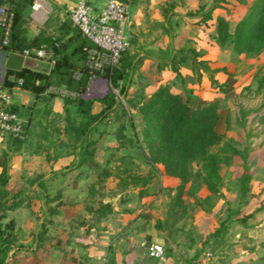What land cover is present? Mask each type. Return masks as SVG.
I'll use <instances>...</instances> for the list:
<instances>
[{
    "label": "rangeland",
    "instance_id": "obj_1",
    "mask_svg": "<svg viewBox=\"0 0 264 264\" xmlns=\"http://www.w3.org/2000/svg\"><path fill=\"white\" fill-rule=\"evenodd\" d=\"M201 1L202 5H199L194 12L192 10L185 12L186 27L185 30L180 31L179 40L185 39L187 42L183 44V41L182 47L188 45L194 49L198 48V52H201L202 58L207 60L211 68L225 69L226 73H215L214 78L218 83H226L225 88L227 89L224 92L220 91L210 85L205 77L196 81L194 76L184 78L181 75L174 77L175 84L173 85L174 81L170 79L167 71H164L161 81L171 82L169 84L171 91L188 90L190 95L203 100L218 97L221 117L216 129L224 134L223 140L236 148L239 153H234L231 156L230 166L222 167L220 170L223 174L221 195L210 212H202L200 207L195 204L194 199L200 198L204 194V190L191 184L185 185V191L182 194L183 203L179 205L180 213L184 215L183 221H180V229H183L186 236L191 239L195 236L194 226L199 227L202 230V235L206 236L205 231H209L210 228V216L213 219L212 225L215 227L222 220L225 221L226 216H231L236 208H240V214H242L241 208L247 212L255 209L258 204L264 203V110L261 107L264 90H256V79L264 73V51L252 55L238 54L232 49L230 43L226 42L220 45L210 33L213 32V21L216 14L230 19L231 26L241 12L240 7L249 4L252 0H241L242 4L239 0H225L220 3H217L216 0ZM213 4L216 7L213 10L212 18L202 21L201 13ZM148 25L149 27L142 28L133 35L130 47L136 54V51L142 50L143 47V45H138L137 38L145 42L162 40L161 48H164L170 44L168 35L174 36V30L171 27L170 30L164 32L165 29L155 21L149 22ZM160 53L162 54V52ZM168 57L169 55L166 58ZM78 60V62L81 61V59ZM145 63L146 69L148 61ZM145 69L132 71L131 78L135 75L138 80L140 75H148L149 66L147 71ZM155 69L159 70L160 67L157 66ZM228 74L230 76H227ZM120 84L122 83L119 82ZM52 87L64 90L65 94L47 92V94L55 95L60 99V107L56 110L51 108L53 103L49 101V97H39L41 101L37 102L38 109L36 108L34 111L35 118L43 120L44 125H31V131H29L23 118L14 111L23 122L24 137L30 135L27 142L23 141L24 143H22L21 141L20 144H17L10 142L9 136L0 138V158L5 156L4 175L8 179L5 185L8 191L5 198L7 199L6 204H9V207L0 213L4 214L2 222L9 220L13 222L14 232L18 235L17 241L13 243L6 255V264H57L58 262L59 264H76L79 262L75 257H71V252L79 247L75 243L76 240L73 239L77 234L75 232L84 230L88 222L96 221L85 208L89 199H101L110 202L113 206L123 208L120 204L124 200H131L137 196L136 187L124 191L117 189L116 178L111 175L105 179L102 185L100 192L102 197L96 194L92 198H88L87 184L94 181L97 170L104 165L113 168L116 164L121 163L122 167H136L141 172L150 174L147 191L150 192L148 199L154 202V211L151 214H155L156 210L159 214H164L167 211V204L175 194L177 179L165 175L161 166L156 165L152 168L147 163V142L142 136L144 125L140 122L139 115L134 109L126 119L122 132L123 138L117 137L116 127L111 122V116H108V118L103 117L101 121L93 124L80 139H70L66 137L65 132L68 131L70 121L72 126H77L81 119V116L76 112L75 105L65 103V98H72L74 93L67 91L64 85H55L54 83ZM134 88L135 84L132 90ZM108 92H112L117 100L123 102L118 87L113 88L110 82L106 81L105 87H90V84H87L84 97L96 100L92 112L96 113L101 109L102 105L97 100ZM139 93H133L126 99H135ZM5 95L9 104L8 95ZM65 118L70 120L68 124L65 123ZM21 149L44 152L61 150L68 152L71 156L68 157L67 162L59 165L57 172H47V176H54V181L47 180L46 183H43L42 180L40 181L42 186H40L38 177H34L33 167L27 171L28 173L22 174L19 173L17 167L15 169L7 167L11 161L16 166L20 164L19 158L13 156L12 153ZM6 151H11V153ZM88 153L92 155L90 158L92 162L78 165L79 159ZM44 159L48 161L49 158L45 156ZM198 165L192 161L191 171H194ZM243 171H246L249 176L248 191L244 196H239L238 180ZM98 187L99 184H96L95 188ZM186 190L192 192L193 195H188ZM124 206L126 207V205ZM129 208L131 210L138 209V205L132 204L129 205ZM98 222L95 223L98 224ZM38 242L41 243V246L34 254L30 250ZM13 251L14 253H12Z\"/></svg>",
    "mask_w": 264,
    "mask_h": 264
},
{
    "label": "trees",
    "instance_id": "obj_2",
    "mask_svg": "<svg viewBox=\"0 0 264 264\" xmlns=\"http://www.w3.org/2000/svg\"><path fill=\"white\" fill-rule=\"evenodd\" d=\"M33 1L0 0V5L6 4L12 12L6 45H1L2 30L0 28V48L6 51H20L27 48L43 47L46 55L51 53L55 58L54 63L47 72L32 71L26 68L18 71L5 70L0 86L6 89L19 86L15 80L9 78L10 76L20 78L22 82L19 87L36 96L52 87L54 83L66 86V90L74 94L72 98H65V103L74 104L76 112L81 116L77 126H72L68 118L64 119L67 124L70 121L68 131H65L66 137L74 140L80 139L93 124L101 121L103 117L108 118V116H111V122L116 127L117 137L123 138L122 132L126 119L134 109L139 115L140 122L144 125L142 136L147 142V163L152 168L156 165L161 166L165 175L177 179L175 194L167 205V216L172 219L177 215H182L179 205L183 203L182 194L187 184L201 187L204 190V194L200 198L194 199L195 204L206 212L210 211L221 195L223 174L220 170L222 167L230 166L231 156L234 153H239L236 148L223 140L224 134L216 129L221 117L219 98L203 100L200 97H193L188 90L171 91L170 85L164 84L158 86L149 96L138 94L135 99H126L128 94L125 86L135 65L132 55L126 48L121 54L117 66L97 74L108 80L113 88L118 87L123 102L117 100L112 92H108L97 100L102 105L101 109L96 113L92 112L96 100L84 97L88 84V70L84 64L86 41L73 27L74 34L65 41H62L60 36L47 34L43 30L31 38H27L23 24L27 10ZM216 1L220 3L225 0ZM215 7L213 4L204 10L201 13V20L211 19ZM212 37L220 45L226 42L230 43L232 49L238 54L252 55L264 51V0H252L231 29L226 16L215 15ZM69 47H71L70 51H68ZM76 54H78V59L82 60L80 66H76L72 60ZM200 56V53L192 46L186 45L175 49L170 59L163 65L168 66L174 76L179 77L180 66L188 62L191 76H194L196 81L205 75L210 85L222 92L226 91V83H218L214 78L215 73H226L225 69L211 68L207 60L201 59ZM36 80L39 81L38 84H36ZM119 82L122 84L119 85ZM256 90H264V73L256 79ZM261 107L264 110V100ZM9 110L14 111L12 108ZM9 139L10 142L20 144L23 138L9 136ZM4 157L0 158V212L9 207L5 198L8 192L5 188L8 179L4 175ZM91 157V153L84 155L79 159L78 165L92 162ZM192 161L199 164L194 171H191L190 168ZM120 164H116L113 168L104 165L97 170L94 181L87 184L88 198H92L96 194L102 197V193H100L102 185L105 179L111 175L116 178L115 186L120 191L136 187L138 197L150 194L147 191L150 174L141 172L136 167H122ZM248 179L246 171H243L238 180L239 196H244L248 191ZM38 183L42 186V182ZM96 184H99L98 188H95ZM186 192L188 195H193L188 190ZM10 204L15 205L16 203ZM85 208L96 220L95 222L114 212L113 205L101 199H89ZM2 213H0V264H6V255L13 243L17 241L18 235L14 232L12 221L2 222L4 217ZM232 215L236 216L235 219L239 222H245L252 213L238 216L240 208H236ZM228 218L229 216H226L225 220ZM95 222L93 220L86 222L85 228L94 226ZM225 222L222 220L219 223L220 229H225ZM155 225L157 228L163 225L169 229L172 223L168 225L165 220L161 224L157 219ZM40 244L38 242L30 251L35 254L40 248Z\"/></svg>",
    "mask_w": 264,
    "mask_h": 264
},
{
    "label": "crops",
    "instance_id": "obj_3",
    "mask_svg": "<svg viewBox=\"0 0 264 264\" xmlns=\"http://www.w3.org/2000/svg\"><path fill=\"white\" fill-rule=\"evenodd\" d=\"M75 1L44 0L40 9L32 11L29 8L23 24L27 38H31L37 35L40 30H43L47 34L57 37L60 36L62 41L69 39L74 32L67 18L66 9L68 6L73 5ZM91 2L95 9L100 4L99 0H91ZM239 2L242 4V1ZM199 5H202L201 0L130 1L124 35L128 40V52L132 55L133 62H135L132 71L145 69V62L148 61L149 74L151 73V75H140V78L137 80L135 75L131 78L132 72H130L125 86L128 97L133 93L139 92V94L149 96L158 86L171 84V82L161 81L164 71L168 72L172 81L175 80L174 73L170 71L168 66L163 65V63L170 59L174 53V49L179 48L178 46L182 47L185 44V39L183 40L184 42L179 40L180 31L185 30L186 27L185 12L189 10L194 12ZM247 6L248 4L240 7L241 12L237 15L231 26L229 19L230 29L235 21L244 14ZM154 21L165 29L164 32L170 30V27L174 30V36L168 35L170 44L161 48L163 45L162 40L145 42L136 37L139 43L138 45H143L142 50H137L136 54L130 47L132 38H134L133 35H135L134 33L142 28L149 27L148 23ZM210 33L212 36V32ZM70 50L71 47L68 48V51ZM195 50L198 51V48H195ZM159 52H162V54H159ZM7 53L9 51L0 48V66H2L3 59ZM199 53L201 55V52ZM168 55L169 57L166 58ZM47 58L53 61L55 60L51 53L47 54ZM200 58L204 59L202 55ZM72 60L76 66L82 65V60L78 62V54L74 55ZM148 66H146L147 70ZM157 66L160 67L159 70L155 69ZM50 67L47 65L45 71L47 72ZM3 73V68H0V84ZM179 74L184 78L191 77L192 74L188 62L180 66ZM204 77L206 78L205 75H202L200 80ZM38 82L36 80V84ZM134 84L135 88L132 90ZM174 84L175 81L173 82ZM47 92L48 88L36 96L34 93L26 91L19 86H13L9 89L0 86V93L8 95V107L14 109L23 118L26 128L29 131H31V125H44L43 120L35 118L34 111L38 107L37 102L41 101L39 97H49V101L53 103L51 108H55V110L60 107V99L55 95L47 94ZM29 137L30 135H26L22 143H24L23 141L27 142L30 139ZM7 153H11V151ZM12 155L19 158L20 164L16 166L11 161L7 166L9 169H15L17 167L20 171L19 173L22 174L31 170L33 167L32 170L35 171L34 177L37 176L38 182L43 180V183H46L47 180L50 182L54 181V176H47V172H57V168L60 167L59 165L67 162L68 157L71 156L68 152L61 150L44 152L41 150L28 151L26 149L16 151ZM45 156L49 158L48 161L44 159ZM32 163L34 166H32ZM148 197V195L143 197L136 196V198L131 200H124L120 204L123 208L113 206L114 212L101 218L98 224L75 232L77 234L73 237L74 240L77 236L81 235L93 237V243L91 244L75 242L79 247L70 254L72 255L71 257H75L79 261L76 264H264V203L261 205L258 204L256 209L247 212H244L241 208L242 214L252 213V215L247 217L245 222H239L235 219L236 216H229L228 220H225V229L223 230L219 228V224L214 227L212 225V217L210 214H207V216H210V228L209 231H205L206 236L202 235V230L199 227L194 226L195 236L191 239L186 236L183 229H180V221H183L184 215H177L171 219L167 216L166 212L161 215L156 210L157 212L155 214H151L154 211V202L151 199L149 200ZM132 204H137L138 209L131 210L129 205ZM200 210L208 213L212 208L208 212L202 209ZM238 216H241V214ZM157 219L159 221L161 220V224L165 220L168 222V225L172 223L171 228L166 229L163 225L157 228L155 225ZM149 244L161 246V257L155 258L147 254L146 246ZM81 245L82 247H80Z\"/></svg>",
    "mask_w": 264,
    "mask_h": 264
},
{
    "label": "built area",
    "instance_id": "obj_4",
    "mask_svg": "<svg viewBox=\"0 0 264 264\" xmlns=\"http://www.w3.org/2000/svg\"><path fill=\"white\" fill-rule=\"evenodd\" d=\"M131 0H99V6L95 9L91 0H76L66 9L67 18L71 26L78 32L80 37L87 43L84 64L88 70V84L90 87H105L106 79L97 77L105 69L117 66L123 51L128 47V40L124 35L125 25L128 18V8ZM44 0H34L30 6L32 11L42 7ZM12 12L6 4L0 5V28L2 30L1 45L8 41L9 25ZM20 55L22 58L33 59L52 66L53 60L47 58L43 47L27 48L20 51L9 50ZM21 85L20 78L9 77ZM48 91L64 93L62 89L49 87ZM2 107L0 108V138L11 136L14 138L24 137V125L14 111L9 110L8 99L4 93H0ZM77 242L83 244L93 243L92 236H77ZM149 256L159 258L162 248L156 244L146 246Z\"/></svg>",
    "mask_w": 264,
    "mask_h": 264
},
{
    "label": "water",
    "instance_id": "obj_5",
    "mask_svg": "<svg viewBox=\"0 0 264 264\" xmlns=\"http://www.w3.org/2000/svg\"><path fill=\"white\" fill-rule=\"evenodd\" d=\"M0 68H3L4 71L5 70L18 71L23 68L45 71L47 68V64L33 59L22 58L18 54L9 52L6 54L5 58L3 59V64L2 66H0Z\"/></svg>",
    "mask_w": 264,
    "mask_h": 264
}]
</instances>
